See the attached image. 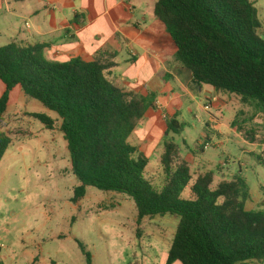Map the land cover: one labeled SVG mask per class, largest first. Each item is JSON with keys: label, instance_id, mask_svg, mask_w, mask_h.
I'll return each instance as SVG.
<instances>
[{"label": "trees", "instance_id": "1", "mask_svg": "<svg viewBox=\"0 0 264 264\" xmlns=\"http://www.w3.org/2000/svg\"><path fill=\"white\" fill-rule=\"evenodd\" d=\"M24 3L26 0H9ZM176 47L175 58L192 75L195 85L236 95L243 104L264 114V27L250 0H157L154 8ZM263 34V36L261 35ZM43 46L10 43L0 47V163L13 139L2 130L10 94L25 96L58 115L67 142L71 170L80 182L74 201L87 187L125 194L137 210V225L145 218L170 215L178 219L165 264H247L264 261V203L248 211L252 197L246 180L237 175L211 189L213 174L195 181L173 136L184 125L175 115L165 120L162 182L145 179L147 157L129 143L152 96H138L117 87L108 70L110 60L86 62L47 60ZM47 130L56 121L31 113ZM253 116L251 117V119ZM232 128L239 133L237 120ZM87 264L91 257L80 245Z\"/></svg>", "mask_w": 264, "mask_h": 264}, {"label": "rangeland", "instance_id": "2", "mask_svg": "<svg viewBox=\"0 0 264 264\" xmlns=\"http://www.w3.org/2000/svg\"><path fill=\"white\" fill-rule=\"evenodd\" d=\"M250 1L263 31L264 0ZM149 2L144 0V7ZM27 5L12 3V11L19 17L0 11V47L20 44V38L28 34L25 22L29 19L21 16H25ZM220 95L225 103L219 101L203 111L201 107L210 99L196 93L194 103L181 110L178 120L184 131L173 136L174 143L189 163L193 181L200 174L212 173L210 188L214 189L240 175L256 200L249 207L257 210L264 203L263 114L243 104L236 95ZM27 101L29 110L40 107L59 120L40 102L28 97ZM235 120L241 133L231 127ZM9 132L13 142L0 163V240L3 255L9 258L7 264H87L80 245L89 253L91 264H165L177 218H149L138 227L135 206L94 187H87L85 196L74 201V190L80 182L72 173L63 134L46 130L35 119L17 121ZM203 133L209 139L204 140ZM152 138L157 142L159 137ZM200 142L207 143L208 148ZM145 179L155 186L163 180L161 159L156 154L146 168Z\"/></svg>", "mask_w": 264, "mask_h": 264}, {"label": "crops", "instance_id": "3", "mask_svg": "<svg viewBox=\"0 0 264 264\" xmlns=\"http://www.w3.org/2000/svg\"><path fill=\"white\" fill-rule=\"evenodd\" d=\"M156 2L150 0L144 7V0H26L25 16H21L29 19L25 22L29 32L19 40L21 46H43V56L54 62L72 58L91 62L95 57L110 60L115 67L108 70L109 78L117 87L138 96H152L154 106L147 110L129 138L130 144L144 154L149 163L155 154L161 158L164 151L165 120L175 115L179 119L182 108L196 100V93L210 99L209 104L201 107L203 111L210 110L219 101H227L221 98L219 91L195 85L191 73L176 60L175 44L154 14ZM12 3L0 0V11L19 17L17 11H12ZM4 91L5 86L0 81V96ZM35 109L29 110L27 96L20 88H15L10 94L2 130L10 133L17 121L33 119L29 116L31 113L48 115L40 107ZM55 121V129L50 131L59 130L60 122ZM253 122H258V118ZM152 135L159 137L157 142ZM203 135L204 140L209 139L207 134ZM110 193L112 197L124 198L130 207L135 206L131 198ZM256 198L261 200V197ZM254 201L252 198V203ZM252 203L246 205L248 211L253 210L249 207ZM0 245V264H7L9 258L6 253L3 255L2 240Z\"/></svg>", "mask_w": 264, "mask_h": 264}, {"label": "built area", "instance_id": "4", "mask_svg": "<svg viewBox=\"0 0 264 264\" xmlns=\"http://www.w3.org/2000/svg\"><path fill=\"white\" fill-rule=\"evenodd\" d=\"M206 108V110H208L209 109V107L207 106V107H205ZM208 148V144L206 143L205 145H204V149H207ZM1 245H0V249H1Z\"/></svg>", "mask_w": 264, "mask_h": 264}]
</instances>
